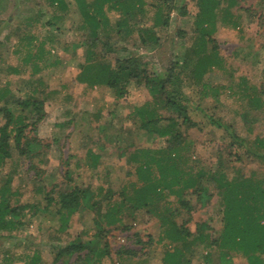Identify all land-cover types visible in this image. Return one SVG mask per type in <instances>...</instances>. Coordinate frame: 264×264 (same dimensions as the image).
<instances>
[{
    "label": "rangeland",
    "instance_id": "obj_1",
    "mask_svg": "<svg viewBox=\"0 0 264 264\" xmlns=\"http://www.w3.org/2000/svg\"><path fill=\"white\" fill-rule=\"evenodd\" d=\"M147 1L148 5L142 13L131 22H140L142 27L152 26L159 37V45L153 48L135 40L115 42L118 51L113 54L122 60L128 54L137 55L141 64L147 65L149 73L158 74L168 69L172 62H181L184 51L193 53L198 48L200 38H197L196 22L199 10L195 0H169V11L164 10L163 14L167 25L162 26L156 24L155 1ZM231 2L221 1L216 28L211 33L213 42L210 40L206 45L209 50L216 46L221 64L207 73L203 81L218 88L220 103L214 104L210 97L200 102L204 113L191 108L190 116L198 126H182L181 131L183 137L194 142L191 158L196 166L215 168L221 164L229 177L239 172L264 180V161L245 155L242 148L233 145L229 135L211 125L206 116L212 115L215 120L219 118L223 123H229L233 133L249 148L253 147L256 137L264 139V104L260 108L251 107L242 95L245 91V94L259 96L264 101V0ZM70 8L60 30L50 28L52 31L42 27L40 22L30 26L25 22L37 12H51L46 0H11L0 14V91L9 90L7 97H11L10 101L16 97L25 98L33 88L27 84L35 77L31 72L33 65H23L22 62L29 48L30 36L33 37L32 47L45 42L44 48L49 51L45 55L46 63L57 61L56 65L47 69H43L44 62L41 63L40 73H37L45 83L42 98H45L46 118L38 124L31 137L34 136L41 145L35 143L36 149L28 158L14 156L0 167V188L8 185L12 194L9 196L11 203L20 205L45 204V195L52 189L56 192L75 185L89 188L94 193L102 187L105 192L108 189L113 192L111 198L103 193L99 200L101 210L105 211L109 201H119L118 194L137 181L136 164L130 159L134 151L163 148L166 141L141 132L139 124L130 118L136 107L151 102V97L142 86L131 83L125 96L115 99L111 90L105 87H89L77 81L81 71L79 64L85 59L87 45L78 28L80 17L76 7L72 3ZM108 16L111 22H115L119 14L110 12ZM11 66L25 71L11 74ZM38 88L42 90L40 86ZM195 90V86H184L192 101L199 100L201 95ZM5 101L0 99V107ZM97 113L100 119L95 118ZM2 115L0 125L4 123ZM70 119L73 120L70 126H55ZM248 128H252V132ZM88 149L102 154L104 163L97 170L86 166ZM209 191L215 190L210 186ZM126 192L129 193L128 190ZM188 198L193 209L191 212L181 211L176 221L185 223L192 232L197 224L203 222L210 225L213 232L220 231L222 205L216 194L204 206L196 203L194 197ZM55 210L56 207L51 206V214L26 217L23 220L25 227L23 230L20 228L23 233L20 230L0 232V253L8 252L15 256L12 264H26L28 259L25 255L31 257L38 250L42 259L40 264H60L54 262L57 247H64L78 237L82 241L94 239V212H77L71 218V224L58 232L61 223ZM160 235L157 219L145 210H137L133 214L124 212L121 224L111 228L106 237L110 255L103 264H161L164 251L177 243H158ZM124 249L129 251L128 254H116V251ZM207 254H210L213 264H220L216 251L207 249L203 244L189 256L192 264H205ZM232 264L247 262L244 256L233 254Z\"/></svg>",
    "mask_w": 264,
    "mask_h": 264
},
{
    "label": "trees",
    "instance_id": "obj_2",
    "mask_svg": "<svg viewBox=\"0 0 264 264\" xmlns=\"http://www.w3.org/2000/svg\"><path fill=\"white\" fill-rule=\"evenodd\" d=\"M153 1L156 7V24L166 26L167 18L163 14L168 9L169 0ZM221 1L195 0L199 10L196 22V32H199L197 38H200L198 48L193 53L184 51L181 62H172L168 69L158 74L149 73L147 65L141 64L137 55L128 54L122 60L113 54L118 51L115 49V42L135 40L153 48L159 45V37L152 26L142 27L140 22H131L148 5L147 0H46L51 12H37L33 17L26 18L28 26L40 22L48 30H60L73 3L80 17L78 28L87 45L85 59L79 64L81 71L77 81L89 87H105L111 90L115 99L125 96L131 83L142 86L151 97V102L136 107L130 118L139 124L141 132L165 139L166 146L134 151L130 159L136 164L137 181L118 194L119 201H109L105 211L101 210L99 200L104 195L111 198L113 192L110 189L105 192L102 187L94 193L89 188L75 185L56 192L52 189L45 195V204L37 202L18 205L11 203L9 199L12 195L9 186H2L0 232L12 233L21 227L23 230V220L26 217L47 215L51 206L56 207L55 215L61 223L58 232H62L74 214L87 209L95 213L94 239L82 241L78 237L64 247H57L54 251V262L102 264L103 259L110 255L109 245L104 242V238L111 228L121 224L124 212L133 214L137 210H145L149 216L157 219L161 233L157 242L166 241L169 245L177 243L164 251L161 264H192L189 254L202 244L207 249L216 251L220 264H232L233 254L244 256L247 264H264V180L255 179L253 174L245 176L239 172L229 177L221 164L218 168L196 166L191 158L194 142L183 137L181 131L182 126H198L190 116L191 108L204 113L200 102L210 97L214 104L220 103L218 88L203 80L207 73L221 64L216 46L211 50L206 47L210 40L213 42L211 33L216 28ZM10 2L11 0H0V14ZM233 3L234 0L231 4ZM110 12L119 14L115 22H111L108 16ZM32 40L33 37L30 36L27 43L29 48L22 60L23 65H33L31 72L35 77L27 83L29 88L33 86L32 90L25 98L16 97L11 99L13 101H10L11 97H7L9 90L0 91V99L6 100L0 107V115L3 114L1 119H4V123L0 125V167L14 156H31L36 149L34 144L38 143L31 134L37 131L38 124L46 118L45 98H42L45 83L37 73H40L41 63L44 62L43 69H47L56 65L57 61L46 63L44 59L49 51L44 48L45 42L32 47ZM9 70L15 75L25 71L13 66ZM185 84L195 86L196 93L201 94L199 100L192 101L188 97L184 91ZM244 92L242 95L248 99L249 106L260 108L264 104L259 96H250ZM206 116L210 124L229 135L234 141L233 145L242 148L245 155L264 161V139L256 137L253 147L249 148L244 140L233 133L229 123H223L219 118L215 120L212 115ZM95 118L100 119L98 113ZM72 123L73 120L70 119L56 123L55 126L66 127ZM248 129L252 132V128ZM35 155L37 154H33ZM86 159V166L95 170L102 163V154L88 149ZM210 186L215 191H209ZM214 194L222 205L220 231L213 232L211 226L203 222L197 224L196 230L192 232L185 223L176 221L175 218L181 211L191 212L193 209L188 197H194L196 203L204 206ZM150 242H153L152 239ZM128 252L125 250L116 254ZM0 256V264H12L15 260V256L8 252L0 253ZM25 257L28 259L26 264L42 262L38 250L31 257ZM204 263L213 264L210 254H207Z\"/></svg>",
    "mask_w": 264,
    "mask_h": 264
},
{
    "label": "crops",
    "instance_id": "obj_3",
    "mask_svg": "<svg viewBox=\"0 0 264 264\" xmlns=\"http://www.w3.org/2000/svg\"><path fill=\"white\" fill-rule=\"evenodd\" d=\"M101 160H102V163H104V159H101ZM102 163H101V164H102ZM100 166H101V165H100ZM100 166H99V167H100ZM99 167H98V168H99ZM98 168H97V169H98ZM97 169H95V170H97ZM83 210H87V209H83ZM88 211H89V210H88ZM70 224H71V223H69L68 225H70ZM107 236H108V235H107ZM107 236H106V237H107ZM106 237L104 238V242H106V243L109 245V243H108ZM164 242H165V241H164ZM164 242H163V243H164ZM166 244H168V243L166 242ZM109 247H110V245H109ZM118 252H120V250L116 251V253H118ZM162 256H163V255H162ZM107 257H108V256H107ZM107 257H105V258H107ZM105 258L103 259V261L105 260ZM103 263H104V262H102V264H103Z\"/></svg>",
    "mask_w": 264,
    "mask_h": 264
},
{
    "label": "built area",
    "instance_id": "obj_4",
    "mask_svg": "<svg viewBox=\"0 0 264 264\" xmlns=\"http://www.w3.org/2000/svg\"><path fill=\"white\" fill-rule=\"evenodd\" d=\"M124 241V240H123Z\"/></svg>",
    "mask_w": 264,
    "mask_h": 264
}]
</instances>
